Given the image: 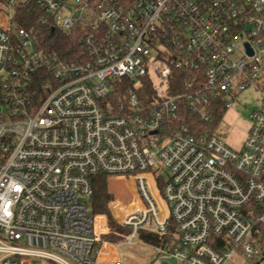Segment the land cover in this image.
<instances>
[{"label": "built area", "instance_id": "built-area-1", "mask_svg": "<svg viewBox=\"0 0 264 264\" xmlns=\"http://www.w3.org/2000/svg\"><path fill=\"white\" fill-rule=\"evenodd\" d=\"M14 2L0 0V264H126L136 246L162 264H263L264 0H33L41 24L81 34L76 60L25 28L15 45ZM44 60L54 80L34 90ZM252 86L261 105L239 150L173 125L181 100L211 122L213 101L228 109V93ZM99 175L138 190L118 241L92 212ZM171 223L170 242L140 238Z\"/></svg>", "mask_w": 264, "mask_h": 264}, {"label": "trees", "instance_id": "trees-1", "mask_svg": "<svg viewBox=\"0 0 264 264\" xmlns=\"http://www.w3.org/2000/svg\"><path fill=\"white\" fill-rule=\"evenodd\" d=\"M1 1L4 6L10 4V0ZM14 1L15 2L11 8L13 11L12 22L14 26L12 40L15 45L20 41L17 31L21 28H25L29 31H34L37 34L39 40L38 47L43 48L47 54L56 53L60 58L68 60H76L78 58L83 59L87 56L82 44L80 43V33L74 32L70 35H67L58 29L52 30L53 24L51 22L46 24L40 23L43 12L38 8L33 0ZM47 65H51V63L48 60H44L42 66H40L38 70L32 75L30 85L32 89L41 91V86L46 80H54V75L52 74V71L47 68ZM188 73L189 70L187 67L182 69H174L171 79L172 83H176L180 87H183ZM144 93L145 95H148V89L145 90ZM226 110L227 107L224 100L217 99L213 101L211 108L212 121L207 122L199 114L189 109L185 100H181L179 114L178 117L173 121V125L179 128L182 124H186L189 127V132L192 134H200L206 131L212 133L214 131H218L217 129L222 123ZM218 134L221 133L218 131ZM107 178H109V176L99 175L95 179L91 208L94 214L102 213L108 216L111 232L106 236V238L112 241H118L122 239L123 235L130 232L131 229L116 222L112 216L109 208V202L112 200L113 196L110 192ZM174 232L175 226L173 223H171L169 232L166 235L160 236L157 233L148 231L146 229H141L139 235L143 240L153 244L163 245L164 243L173 240ZM262 261L264 264V256Z\"/></svg>", "mask_w": 264, "mask_h": 264}, {"label": "rangeland", "instance_id": "rangeland-1", "mask_svg": "<svg viewBox=\"0 0 264 264\" xmlns=\"http://www.w3.org/2000/svg\"><path fill=\"white\" fill-rule=\"evenodd\" d=\"M263 88L264 86L260 87V89ZM225 100L231 102L232 106L226 110L222 123L217 130L231 148L239 150L252 124L250 114L261 105V94L257 88L252 86L246 90L237 91L234 94L228 93L225 96ZM107 180L110 192L113 196L112 200L109 202V208L114 220L118 222L116 217L120 213H125L128 209L137 208L138 194L131 180L113 176H110ZM103 215H105L107 225L111 230L108 216L106 214ZM153 252V248L146 249L138 246L127 248L126 264H162L160 259L152 254ZM34 262L37 264H54V262L50 260L41 258L35 259ZM238 262V264H250L246 259H240Z\"/></svg>", "mask_w": 264, "mask_h": 264}, {"label": "water", "instance_id": "water-1", "mask_svg": "<svg viewBox=\"0 0 264 264\" xmlns=\"http://www.w3.org/2000/svg\"><path fill=\"white\" fill-rule=\"evenodd\" d=\"M52 30H55V29L53 28ZM167 262L171 263V264H176V260L175 259H167Z\"/></svg>", "mask_w": 264, "mask_h": 264}, {"label": "crops", "instance_id": "crops-1", "mask_svg": "<svg viewBox=\"0 0 264 264\" xmlns=\"http://www.w3.org/2000/svg\"><path fill=\"white\" fill-rule=\"evenodd\" d=\"M135 185V184H134ZM135 189H136V193L138 194V190H137V188H136V185H135Z\"/></svg>", "mask_w": 264, "mask_h": 264}]
</instances>
